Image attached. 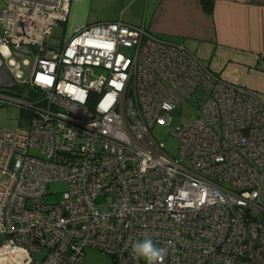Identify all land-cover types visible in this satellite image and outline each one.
I'll return each mask as SVG.
<instances>
[{
    "label": "built area",
    "instance_id": "2783aa9c",
    "mask_svg": "<svg viewBox=\"0 0 264 264\" xmlns=\"http://www.w3.org/2000/svg\"><path fill=\"white\" fill-rule=\"evenodd\" d=\"M70 13L0 0V106L28 127L0 129V264H86L89 249L146 264L131 248L145 238L163 264H264V102L144 25L46 44ZM185 103L174 159L152 132ZM53 183L66 191L48 205Z\"/></svg>",
    "mask_w": 264,
    "mask_h": 264
},
{
    "label": "crops",
    "instance_id": "0c3cea01",
    "mask_svg": "<svg viewBox=\"0 0 264 264\" xmlns=\"http://www.w3.org/2000/svg\"><path fill=\"white\" fill-rule=\"evenodd\" d=\"M121 1L123 8H145L140 25L156 36L176 37L189 51L208 50L206 60L199 59L224 81L247 87L257 96L264 91V0ZM91 3L71 0L74 24L79 22L75 15L83 14ZM70 19L71 13L68 27Z\"/></svg>",
    "mask_w": 264,
    "mask_h": 264
},
{
    "label": "rangeland",
    "instance_id": "374dc122",
    "mask_svg": "<svg viewBox=\"0 0 264 264\" xmlns=\"http://www.w3.org/2000/svg\"><path fill=\"white\" fill-rule=\"evenodd\" d=\"M144 12L145 8H123L121 0H92L90 8H88L83 14L75 15V18H79V22L77 24H74V12L72 11L69 27L68 25L55 27L52 37L46 39V44L55 47H63L71 38L74 30L83 27L85 25L84 23L91 25L99 22L122 21L124 23H131L132 25L139 26L143 21ZM161 37L180 45L179 42L181 41L176 37ZM192 51L196 52V56L203 60H206L205 58L209 54L208 50L198 52L192 49ZM226 69L227 68H225V70ZM223 73L224 75H226L227 73H229V70L227 69L226 72ZM227 81L229 82V80ZM233 85L242 87V85ZM243 88L246 89L247 87L243 86ZM256 93L264 102V91L259 90ZM196 94H201V91H198ZM175 116L176 118L174 119V122L170 127L156 126L152 133L157 141L164 143L166 152L172 158L179 159L180 140L178 137L173 135V131L177 130V127L183 122V120L189 123L194 122L196 118L195 109L189 104L185 103L181 108H177ZM27 128L28 127L25 119H23L20 109L16 105L8 103L0 107V129L24 130ZM65 191V184L53 183L48 188L49 196L45 197L43 201L48 205L58 204L61 201L62 194ZM261 200L264 203V185L261 192ZM86 254V264H113L111 257L104 255L96 250L89 249L87 250ZM37 259L40 260L41 255H39Z\"/></svg>",
    "mask_w": 264,
    "mask_h": 264
},
{
    "label": "clouds",
    "instance_id": "9594fccd",
    "mask_svg": "<svg viewBox=\"0 0 264 264\" xmlns=\"http://www.w3.org/2000/svg\"><path fill=\"white\" fill-rule=\"evenodd\" d=\"M132 254L136 257L143 258L147 264H163L166 251L157 247L151 238H145L132 243Z\"/></svg>",
    "mask_w": 264,
    "mask_h": 264
},
{
    "label": "water",
    "instance_id": "95a60500",
    "mask_svg": "<svg viewBox=\"0 0 264 264\" xmlns=\"http://www.w3.org/2000/svg\"><path fill=\"white\" fill-rule=\"evenodd\" d=\"M192 102H195L194 100H192Z\"/></svg>",
    "mask_w": 264,
    "mask_h": 264
},
{
    "label": "trees",
    "instance_id": "16d2710c",
    "mask_svg": "<svg viewBox=\"0 0 264 264\" xmlns=\"http://www.w3.org/2000/svg\"><path fill=\"white\" fill-rule=\"evenodd\" d=\"M0 107H2V106H0Z\"/></svg>",
    "mask_w": 264,
    "mask_h": 264
}]
</instances>
